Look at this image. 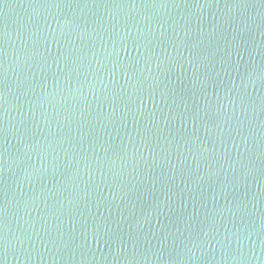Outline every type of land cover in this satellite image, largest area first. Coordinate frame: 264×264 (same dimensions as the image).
Wrapping results in <instances>:
<instances>
[{"label":"water","instance_id":"obj_1","mask_svg":"<svg viewBox=\"0 0 264 264\" xmlns=\"http://www.w3.org/2000/svg\"><path fill=\"white\" fill-rule=\"evenodd\" d=\"M0 264H264V0H0Z\"/></svg>","mask_w":264,"mask_h":264}]
</instances>
